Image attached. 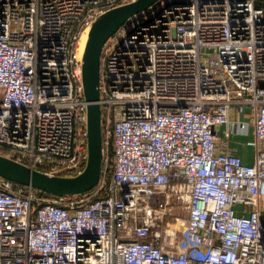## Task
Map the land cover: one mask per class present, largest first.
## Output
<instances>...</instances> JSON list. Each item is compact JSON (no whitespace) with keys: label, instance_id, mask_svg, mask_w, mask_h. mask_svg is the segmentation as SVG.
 <instances>
[{"label":"built area","instance_id":"built-area-1","mask_svg":"<svg viewBox=\"0 0 264 264\" xmlns=\"http://www.w3.org/2000/svg\"><path fill=\"white\" fill-rule=\"evenodd\" d=\"M131 1L0 0V155L83 171L77 42ZM100 61L99 183L43 199L0 178V264H264V0H156ZM250 129L247 165L226 138Z\"/></svg>","mask_w":264,"mask_h":264},{"label":"water","instance_id":"water-1","mask_svg":"<svg viewBox=\"0 0 264 264\" xmlns=\"http://www.w3.org/2000/svg\"><path fill=\"white\" fill-rule=\"evenodd\" d=\"M155 2L156 0H134L112 7L95 19L90 26L81 57L83 96L87 102V156L83 171L76 176L47 174L0 155V178L23 187L30 186L56 197L79 195L96 187L102 168L101 113L98 103L101 50L106 40L128 18L148 9Z\"/></svg>","mask_w":264,"mask_h":264},{"label":"crops","instance_id":"crops-1","mask_svg":"<svg viewBox=\"0 0 264 264\" xmlns=\"http://www.w3.org/2000/svg\"><path fill=\"white\" fill-rule=\"evenodd\" d=\"M216 132L219 137H225L224 126L216 127ZM252 139V129L249 130L247 136L237 135L233 131H230L229 136L226 138L229 148L240 157L244 164L247 165H250L253 161L254 148L251 145L249 146V142Z\"/></svg>","mask_w":264,"mask_h":264},{"label":"rangeland","instance_id":"rangeland-1","mask_svg":"<svg viewBox=\"0 0 264 264\" xmlns=\"http://www.w3.org/2000/svg\"><path fill=\"white\" fill-rule=\"evenodd\" d=\"M84 38H86V36L85 37H82L81 39H80V41L78 42V45H77V47H78V52L79 51H82L83 49H82V44H84V41L83 42H81V40L82 39H84ZM84 47V46H83ZM178 200H174L172 203L174 204V211H173V213L179 218V219H181V220H183L184 218H185V216H186V214H185V211H184V208H183V203H178L177 202ZM237 208H239V207H237ZM174 218V217H173ZM166 221H168L169 223H171V224H173V223H175V221L174 220H172V219H163L162 221H160V223L159 224H165L166 223ZM178 222H180V221H178ZM178 222H176L175 224H174V226H176V227H178L179 225H180V223H178Z\"/></svg>","mask_w":264,"mask_h":264},{"label":"trees","instance_id":"trees-1","mask_svg":"<svg viewBox=\"0 0 264 264\" xmlns=\"http://www.w3.org/2000/svg\"><path fill=\"white\" fill-rule=\"evenodd\" d=\"M0 154H3V155H6L7 154V152L5 151V150H3V149H1L0 148ZM48 165H44V167H43V171L45 170V171H47L48 170ZM37 191V193H38V196L40 197V198H52L53 196L52 195H50V194H48V193H46V192H40V191H38V190H36ZM93 191V189L92 190H90V191H87V192H85L86 194H88V193H91Z\"/></svg>","mask_w":264,"mask_h":264},{"label":"bare ground","instance_id":"bare-ground-1","mask_svg":"<svg viewBox=\"0 0 264 264\" xmlns=\"http://www.w3.org/2000/svg\"><path fill=\"white\" fill-rule=\"evenodd\" d=\"M88 31H89V30H85V31L81 34V36H80L78 42L80 41V39H81L82 37H85V36H86V38H87ZM86 38L82 39L81 42L84 41V43H85ZM78 42H77V44H78ZM83 46H85V44H82V46H81L82 49L84 50V47H83ZM83 50L78 52V47H77V56H78V57H80V58L82 57ZM179 226H180V225H179ZM179 226H178V227H179Z\"/></svg>","mask_w":264,"mask_h":264}]
</instances>
